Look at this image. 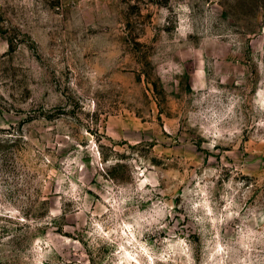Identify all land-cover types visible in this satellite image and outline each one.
<instances>
[{"label": "rangeland", "instance_id": "rangeland-1", "mask_svg": "<svg viewBox=\"0 0 264 264\" xmlns=\"http://www.w3.org/2000/svg\"><path fill=\"white\" fill-rule=\"evenodd\" d=\"M0 264H264V0H0Z\"/></svg>", "mask_w": 264, "mask_h": 264}]
</instances>
